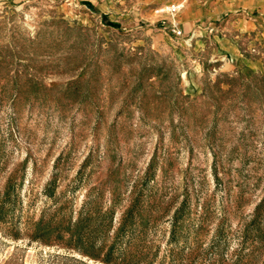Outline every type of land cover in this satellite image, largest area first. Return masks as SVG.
<instances>
[{
    "label": "rangeland",
    "instance_id": "374dc122",
    "mask_svg": "<svg viewBox=\"0 0 264 264\" xmlns=\"http://www.w3.org/2000/svg\"><path fill=\"white\" fill-rule=\"evenodd\" d=\"M0 264H264V0H0Z\"/></svg>",
    "mask_w": 264,
    "mask_h": 264
},
{
    "label": "built area",
    "instance_id": "2783aa9c",
    "mask_svg": "<svg viewBox=\"0 0 264 264\" xmlns=\"http://www.w3.org/2000/svg\"><path fill=\"white\" fill-rule=\"evenodd\" d=\"M181 4H179V3H172L171 5H169L168 7H167V9H168V11H170V12H175V11H178L180 8H181ZM178 33L179 34H181L182 33V31H178Z\"/></svg>",
    "mask_w": 264,
    "mask_h": 264
}]
</instances>
